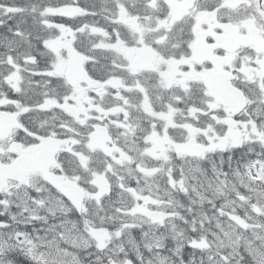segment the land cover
I'll return each instance as SVG.
<instances>
[{
	"label": "snow or ice",
	"instance_id": "snow-or-ice-1",
	"mask_svg": "<svg viewBox=\"0 0 264 264\" xmlns=\"http://www.w3.org/2000/svg\"><path fill=\"white\" fill-rule=\"evenodd\" d=\"M0 264H264V0H0Z\"/></svg>",
	"mask_w": 264,
	"mask_h": 264
}]
</instances>
